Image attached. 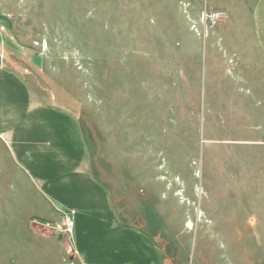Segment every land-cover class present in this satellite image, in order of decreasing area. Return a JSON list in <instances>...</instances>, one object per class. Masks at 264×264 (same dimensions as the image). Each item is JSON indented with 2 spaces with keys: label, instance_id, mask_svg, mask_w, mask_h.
<instances>
[{
  "label": "rangeland",
  "instance_id": "1",
  "mask_svg": "<svg viewBox=\"0 0 264 264\" xmlns=\"http://www.w3.org/2000/svg\"><path fill=\"white\" fill-rule=\"evenodd\" d=\"M254 1L0 0V65L76 117L94 176L162 264H264ZM63 216L0 141V264H80Z\"/></svg>",
  "mask_w": 264,
  "mask_h": 264
},
{
  "label": "crops",
  "instance_id": "2",
  "mask_svg": "<svg viewBox=\"0 0 264 264\" xmlns=\"http://www.w3.org/2000/svg\"><path fill=\"white\" fill-rule=\"evenodd\" d=\"M252 32L264 54V0H255ZM0 141L38 194L69 213L71 247L80 264H162L156 244L124 223L94 176L76 117L45 104L16 71L0 65Z\"/></svg>",
  "mask_w": 264,
  "mask_h": 264
},
{
  "label": "built area",
  "instance_id": "3",
  "mask_svg": "<svg viewBox=\"0 0 264 264\" xmlns=\"http://www.w3.org/2000/svg\"><path fill=\"white\" fill-rule=\"evenodd\" d=\"M208 18L215 21L218 18H222L225 16V12L222 10L211 11L208 15ZM73 226V219L69 213H64L63 221H62V230L64 232L70 233Z\"/></svg>",
  "mask_w": 264,
  "mask_h": 264
}]
</instances>
